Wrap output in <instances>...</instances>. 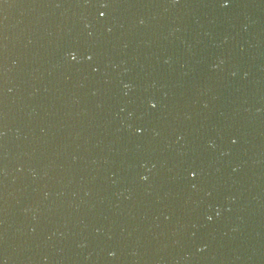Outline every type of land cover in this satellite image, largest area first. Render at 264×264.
Masks as SVG:
<instances>
[{"label":"water","instance_id":"95a60500","mask_svg":"<svg viewBox=\"0 0 264 264\" xmlns=\"http://www.w3.org/2000/svg\"><path fill=\"white\" fill-rule=\"evenodd\" d=\"M0 264H264V0H0Z\"/></svg>","mask_w":264,"mask_h":264}]
</instances>
